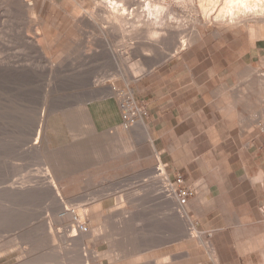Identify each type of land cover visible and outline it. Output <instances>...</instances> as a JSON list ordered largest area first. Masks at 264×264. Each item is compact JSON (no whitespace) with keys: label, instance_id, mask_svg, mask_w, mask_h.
Returning a JSON list of instances; mask_svg holds the SVG:
<instances>
[{"label":"rangeland","instance_id":"374dc122","mask_svg":"<svg viewBox=\"0 0 264 264\" xmlns=\"http://www.w3.org/2000/svg\"><path fill=\"white\" fill-rule=\"evenodd\" d=\"M96 1L104 0H0V264H91L81 245L87 230L62 215L63 205L75 195L87 196L89 186L139 180L140 157L153 145L145 132L125 124L94 132L86 104L109 95L120 102L138 95L137 87L157 77L180 51L171 52L166 41L163 50L148 48L152 32L159 31L150 24L145 30L148 15L160 13V22L183 31L187 45L223 28L264 37V19L253 25L223 19L231 7L237 11L238 0H111L129 11L124 24L106 23L104 9L95 12L96 23L77 21L74 15L94 11ZM7 63L14 69H6ZM39 129L43 133L34 144ZM47 173L56 179L64 204L41 179ZM49 217L55 243L44 231ZM76 227L78 234L71 237Z\"/></svg>","mask_w":264,"mask_h":264},{"label":"crops","instance_id":"0c3cea01","mask_svg":"<svg viewBox=\"0 0 264 264\" xmlns=\"http://www.w3.org/2000/svg\"><path fill=\"white\" fill-rule=\"evenodd\" d=\"M242 35L201 33L137 87L154 144L141 177L89 186L70 213L63 205L88 228L81 245L91 264H264V37ZM86 111L94 132L124 124L115 95ZM158 167L194 194L177 201Z\"/></svg>","mask_w":264,"mask_h":264},{"label":"bare ground","instance_id":"6f19581e","mask_svg":"<svg viewBox=\"0 0 264 264\" xmlns=\"http://www.w3.org/2000/svg\"><path fill=\"white\" fill-rule=\"evenodd\" d=\"M22 1V0H21ZM21 1H19L18 0V2H20V4H22L21 3ZM234 0H230V2H232V3H234L233 2ZM253 0H238L237 2L239 3V5L240 6H236L237 8H236V12L234 13V11H232V7L230 8V6H228V4H227V1L225 2L226 4V6H228V8H230V10L228 11V13H224V12H222V13H224L223 14V16H224V18L222 17V14L220 13V15H221V17L223 18V19H225V17H227V18H234L237 22L236 23H244V24H250V23H260V22H262V20L264 19V12H263V9H264V3L263 4H261L260 2H252ZM264 1V0H263ZM54 2V1H53ZM229 2V1H228ZM229 2V3H230ZM24 3V2H23ZM236 4V3H235ZM210 5V4H209ZM230 5V4H229ZM237 5V4H236ZM234 7L235 6H233V9H234ZM94 11H91L89 14H87V15H84V16H82V17H80L79 15H74V17L76 18V20L77 21H80V22H87V23H96L97 22V15L95 14V12L96 11H98V12H100V11H102L103 9L104 10H107V11H109V14H108V16H106L105 18L107 19V21H106V23H110L111 21L113 22V23H111V25H113V24H120V23H123L124 24V22L125 21H127L126 19H129L130 17H128V15H129V11H127V8L126 7H119V6H117L116 5V2H113V1H111V0H104L102 3H99V2H95V5H94ZM224 8V7H223ZM222 11H226V10H223L222 8H220ZM221 10H220V12H221ZM130 13H131V11H130ZM219 14V13H218ZM72 15V14H71ZM132 16H133V14H131ZM211 16V15H210ZM216 16H218V15H216ZM160 18H161V15H160V13H156V15L155 16H153V15H148L147 17H146V19H145V21H144V23H145V25H147L146 26V28H145V30L147 29V27H148V25H149V27H151V25H152V27H154V28H156V29H158L159 31H154V32H152L153 33V35H152V38H151V41L150 42H146L147 44H148V48L150 49V47L153 49V50H157V49H162V47H161V45H163L164 43H165V41L167 42V43H165V44H167L168 45V43H170L169 45H173V49L171 48V46H168V48L170 47V49H172V51L170 50V49H167V50H170L171 52H176L177 50H180V51H182L183 49H185L186 47H188L187 46V43L189 42H187V40L185 39V37L184 36H182V34H183V31H181L180 29H178V28H174L172 25H168L167 23H162V22H160ZM218 18V20L219 21H221L219 18H220V16H218L217 17ZM216 19V18H215ZM232 20V22L233 21H235V20ZM217 20V19H216ZM215 20V21H216ZM226 20V19H225ZM130 21H131V19H130ZM223 21V20H222ZM218 22V21H217ZM229 22V21H228ZM231 22V23H232ZM41 23V22H40ZM234 23V22H233ZM263 25H264V22L262 23ZM250 25H253V24H250ZM258 26V25H257ZM118 28H119V26H117ZM261 26H259V28H260ZM255 28H256V24H255ZM258 28V27H257ZM256 28V29H257ZM258 28V29H259ZM150 29V28H149ZM148 29V30H149ZM261 29H262V31H263V28L261 27ZM140 30V29H139ZM143 30V29H142ZM260 30V29H259ZM140 32V31H139ZM259 32V31H258ZM137 33V32H136ZM144 33H147V31L146 32H144ZM263 33V32H262ZM261 33V34H262ZM140 34V33H139ZM264 34V33H263ZM262 34V35H263ZM37 35V34H36ZM146 35V34H145ZM144 35V36H145ZM261 36V35H260ZM262 37V36H261ZM189 38V37H188ZM168 41H170V42H168ZM172 41V42H171ZM136 42V41H135ZM137 42H138V40H137ZM145 43V44H146ZM172 43V44H171ZM145 44H143L144 46H146ZM164 44V47L166 46ZM143 47V46H142ZM33 48V47H32ZM181 48V49H180ZM145 50H146V48H145ZM160 50H159V52H160ZM163 50V49H162ZM147 51H149V50H147ZM150 51H152V50H150ZM158 51V50H157ZM179 51V52H180ZM163 52V51H162ZM166 52V51H165ZM122 54V53H121ZM147 54V53H146ZM151 54H152V52H151ZM165 54V53H164ZM149 55V54H148ZM126 56V55H125ZM164 57H165V55H163ZM166 58H168V56H169V54H168V51H167V53H166ZM170 56L172 57V55L170 54ZM140 63H141V59H140V61H139ZM13 64H15V63H13ZM6 65V69H11L12 70V64L11 63H7V64H5ZM137 64H135L134 66H136ZM15 66V65H14ZM138 66V65H137ZM141 66H142V64H141ZM141 66H139V68L141 67ZM144 66V65H143ZM138 68V67H137ZM144 68H146V66L144 67ZM2 69H4V67L0 64V70H2ZM14 69V68H13ZM23 69L25 70L26 68H24L23 67ZM33 69V68H32ZM143 69V68H142ZM142 69H140V71L142 70ZM34 70V69H33ZM135 70H137V69H135ZM144 70V69H143ZM146 71H147V69H146ZM8 72V71H7ZM135 72V71H134ZM1 73V72H0ZM136 74H137V72H136ZM142 74V73H141ZM140 74V75H141ZM137 77V75H135L134 76V78H136ZM130 78V77H129ZM110 91L112 92V93H115V92H117V90H116V88L115 87H110ZM130 91V93H131V95H132V93H133V90H129ZM133 96V95H132ZM42 116H44V114H42ZM41 122H42V120H41ZM43 122H44V120H43ZM42 122V123H43ZM41 127H43V124H41ZM40 127V128H41ZM129 127H131V128H136L137 127V129H139V131L141 130L142 131V134L145 132L147 135H148V141L150 142V143H152V140H153V137H152V135L149 133V129H148V126L146 125V123L144 122V120L141 118V117H139V119L137 120V121H135V123H133V124H131V125H129ZM128 128V127H127ZM42 131H44V130H42ZM140 131V132H141ZM41 133H43V132H41ZM40 133V129L38 130V136L37 137H35L36 139H35V141H34V144H37L38 143V138H39V135L41 134ZM45 133V132H44ZM152 133V132H151ZM43 136V135H42ZM41 136V137H42ZM45 139V138H44ZM116 140V139H115ZM42 141V140H41ZM147 141V140H146ZM116 142H119V141H116ZM149 143V144H150ZM39 144V143H38ZM154 145V144H153ZM125 146V145H124ZM128 145H126V147H127ZM43 147V146H42ZM129 147H131V146H129ZM154 147V146H153ZM33 148H34V146H33ZM128 148V147H127ZM125 153V152H124ZM164 171V170H163ZM49 177H51V178H49ZM159 178H160V180H162L163 181V178L161 177V175L159 174ZM42 180H44L45 182H48V183H50V190H51V192L52 193H54L55 194V196L58 198V199H60V203H62V202H64L63 200H61V193H60V190H59V186H58V184H57V182H56V179L54 178V177H52L51 175H50V173H47V175H45L43 178H41ZM40 179V180H41ZM21 185V184H20ZM23 186V185H22ZM26 186V185H25ZM19 188V187H18ZM21 188V187H20ZM19 188V189H20ZM165 191V190H164ZM166 192V191H165ZM175 199L177 200V198L175 197ZM178 201V200H177ZM62 204H64V203H62ZM67 206V205H66ZM65 209L69 212V210H71L70 208L68 209V206L67 207H65ZM72 211V210H71ZM66 212V211H65ZM74 216V215H73ZM54 219H51L50 217L48 218V220H47V224H46V226L44 225V227H45V229H47V230H45L44 229V231H50V234L53 236V238H54V243L56 242V237H55V235H54V233H53V221ZM81 222V221H80ZM47 227V228H46ZM71 228H72V226H71ZM77 228L78 227H76V228H74V230L72 229V233L70 234V236L71 237H75V236H77ZM49 229V230H48ZM55 231V230H54ZM48 234H49V232H48ZM56 234V233H55ZM49 236V235H48ZM51 237V236H50ZM51 241V240H50ZM68 241V240H67ZM63 244V243H62ZM51 245V244H50ZM60 245V244H59ZM71 245V244H70ZM66 246V245H65ZM78 246V245H77ZM50 247V246H49ZM75 247V246H74ZM73 247V248H74ZM76 251V250H75ZM76 253V252H75ZM91 256V255H90ZM69 261V260H68ZM67 262V261H66ZM86 262V261H85ZM65 264H67V263H65ZM74 264V263H73Z\"/></svg>","mask_w":264,"mask_h":264},{"label":"built area","instance_id":"2783aa9c","mask_svg":"<svg viewBox=\"0 0 264 264\" xmlns=\"http://www.w3.org/2000/svg\"><path fill=\"white\" fill-rule=\"evenodd\" d=\"M126 97V98H125ZM123 101L120 102L121 109L123 110V116H124V124L125 126L135 123V121L138 119V116H141V112H139V109L136 104V100L134 96H125ZM158 173L163 178V188L164 190L177 198V200L180 203L186 202V200L194 194V190L189 188H177L172 182L168 176L165 174L163 169L161 167H158ZM177 183L182 184L183 183V177L179 175L177 177ZM85 230L88 228L86 226H83Z\"/></svg>","mask_w":264,"mask_h":264}]
</instances>
